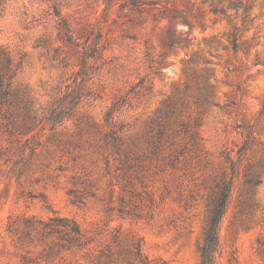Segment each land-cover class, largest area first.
<instances>
[{
  "label": "rangeland",
  "instance_id": "1",
  "mask_svg": "<svg viewBox=\"0 0 264 264\" xmlns=\"http://www.w3.org/2000/svg\"><path fill=\"white\" fill-rule=\"evenodd\" d=\"M245 1V15L227 0L0 1V49L37 117L61 94H82L53 131L38 120L13 137L39 142L24 152L17 176L18 143L0 126V264L41 251L15 246L9 218L54 214L79 224L82 244L40 264H200L208 202L225 175L231 190L213 264H264V170L256 186L244 183L248 166L264 157V0ZM202 71L213 103H190L182 115L200 120L198 155L175 168L161 169L154 157L120 167L104 133L118 129L125 147L147 152L162 102L183 89L187 73ZM245 139L250 147L239 155Z\"/></svg>",
  "mask_w": 264,
  "mask_h": 264
},
{
  "label": "trees",
  "instance_id": "2",
  "mask_svg": "<svg viewBox=\"0 0 264 264\" xmlns=\"http://www.w3.org/2000/svg\"><path fill=\"white\" fill-rule=\"evenodd\" d=\"M1 1V0H0ZM228 7L243 9V15L247 14L252 4L245 0H227ZM211 11L220 16L226 15V8L211 4ZM187 37L181 38L180 42L169 40L164 43V48H172L175 44L186 43ZM233 48H237L236 39L232 40ZM86 56V53L83 55ZM86 62L80 63L81 68L85 67ZM17 66L13 64L12 58L0 49V126L8 135V140L17 142L13 154L17 163L15 175L20 172V163L25 161L24 152L29 149V154L34 152V145L39 144L33 138H27L20 142L17 135H26L36 125L38 120L45 121L49 130H54L55 125L60 124L64 118L73 116L76 105L78 104L81 93L65 92L58 99L52 102L47 112L39 119L30 109V102L25 99L12 85ZM84 73V72H81ZM188 82H185L183 89H176L174 95L165 99L161 107L157 110L155 117L151 121V130L147 133L145 140L147 152L142 151L137 146L125 147L122 137L118 134V129H110L103 135L106 148L110 149L120 163V167L128 170L133 169L137 162L144 157L158 160V167L161 169L175 168L183 160L193 159L201 150L200 136L198 127L200 120L192 115L183 113L188 111L190 103L201 105L213 103L211 90L209 89V74L202 71L197 75L188 74ZM67 88L69 85L66 86ZM193 91V93L190 92ZM262 111H264V101ZM152 132V134L150 133ZM250 143L247 139L238 148V154L242 155ZM2 150H0L1 156ZM233 164V163H232ZM231 172L234 168L231 166ZM264 170V157L253 165H249L244 174V183L249 186H256L260 182L259 171ZM231 190V179L226 175L215 185L207 210V218L203 231V241L199 246L200 264H213V255L218 248V230L222 215L226 210L229 192ZM71 192V191H70ZM73 201H77L74 199ZM15 244L20 249H25L29 244H36L41 247L40 256L31 257L29 252L21 254L23 264H40V258H48L54 254H59L63 250H68L75 245H81L82 232L79 224L72 218L51 215L41 218L36 215H21L9 218L6 229Z\"/></svg>",
  "mask_w": 264,
  "mask_h": 264
}]
</instances>
